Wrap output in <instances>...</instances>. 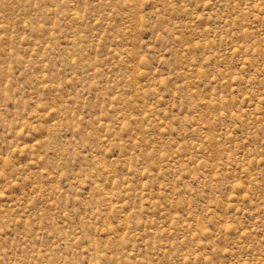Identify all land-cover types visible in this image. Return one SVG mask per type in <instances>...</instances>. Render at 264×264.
<instances>
[{
    "label": "rangeland",
    "instance_id": "rangeland-1",
    "mask_svg": "<svg viewBox=\"0 0 264 264\" xmlns=\"http://www.w3.org/2000/svg\"><path fill=\"white\" fill-rule=\"evenodd\" d=\"M0 264H264V0H0Z\"/></svg>",
    "mask_w": 264,
    "mask_h": 264
}]
</instances>
